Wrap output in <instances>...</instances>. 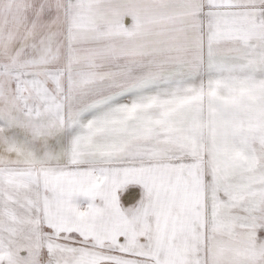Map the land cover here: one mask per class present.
<instances>
[{
    "label": "snow or ice",
    "instance_id": "6c2138e0",
    "mask_svg": "<svg viewBox=\"0 0 264 264\" xmlns=\"http://www.w3.org/2000/svg\"><path fill=\"white\" fill-rule=\"evenodd\" d=\"M0 264H264V0H0Z\"/></svg>",
    "mask_w": 264,
    "mask_h": 264
}]
</instances>
